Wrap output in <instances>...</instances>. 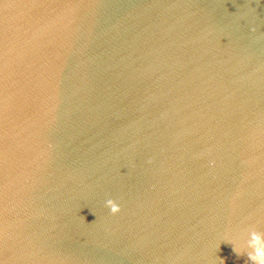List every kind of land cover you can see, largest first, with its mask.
I'll return each instance as SVG.
<instances>
[{
    "label": "water",
    "instance_id": "water-1",
    "mask_svg": "<svg viewBox=\"0 0 264 264\" xmlns=\"http://www.w3.org/2000/svg\"><path fill=\"white\" fill-rule=\"evenodd\" d=\"M39 2L53 6L0 2L4 264H249L252 226L264 233V0Z\"/></svg>",
    "mask_w": 264,
    "mask_h": 264
},
{
    "label": "snow or ice",
    "instance_id": "snow-or-ice-1",
    "mask_svg": "<svg viewBox=\"0 0 264 264\" xmlns=\"http://www.w3.org/2000/svg\"><path fill=\"white\" fill-rule=\"evenodd\" d=\"M3 2V0H0ZM29 5L36 9L52 7L53 5L39 2V0H28ZM66 9H74L86 5L67 3L57 5ZM5 29L0 23V264H4L3 257L9 252V131H8V81L9 61L6 50Z\"/></svg>",
    "mask_w": 264,
    "mask_h": 264
},
{
    "label": "clouds",
    "instance_id": "clouds-1",
    "mask_svg": "<svg viewBox=\"0 0 264 264\" xmlns=\"http://www.w3.org/2000/svg\"><path fill=\"white\" fill-rule=\"evenodd\" d=\"M106 206L110 209L112 214L120 211V205L112 199L106 200ZM253 230L250 231V239L247 242V247L251 251L247 252V258L249 264H264V233L254 230L255 225L252 226ZM233 245V252L239 256L241 255V249L235 244Z\"/></svg>",
    "mask_w": 264,
    "mask_h": 264
}]
</instances>
